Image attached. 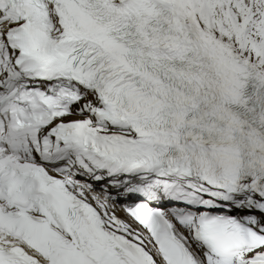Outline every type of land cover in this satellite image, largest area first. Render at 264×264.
Instances as JSON below:
<instances>
[{
    "label": "snow or ice",
    "instance_id": "obj_1",
    "mask_svg": "<svg viewBox=\"0 0 264 264\" xmlns=\"http://www.w3.org/2000/svg\"><path fill=\"white\" fill-rule=\"evenodd\" d=\"M0 264H264V0H0Z\"/></svg>",
    "mask_w": 264,
    "mask_h": 264
}]
</instances>
